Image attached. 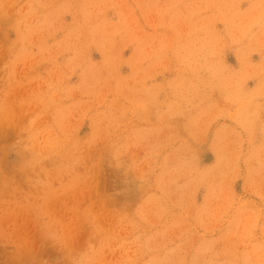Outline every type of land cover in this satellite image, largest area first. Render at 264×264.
Returning a JSON list of instances; mask_svg holds the SVG:
<instances>
[{
  "label": "rangeland",
  "instance_id": "rangeland-1",
  "mask_svg": "<svg viewBox=\"0 0 264 264\" xmlns=\"http://www.w3.org/2000/svg\"><path fill=\"white\" fill-rule=\"evenodd\" d=\"M0 264H264V0H0Z\"/></svg>",
  "mask_w": 264,
  "mask_h": 264
}]
</instances>
